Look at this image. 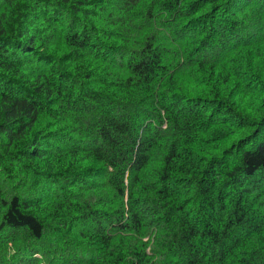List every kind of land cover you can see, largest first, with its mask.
I'll use <instances>...</instances> for the list:
<instances>
[{
	"label": "trees",
	"instance_id": "1",
	"mask_svg": "<svg viewBox=\"0 0 264 264\" xmlns=\"http://www.w3.org/2000/svg\"><path fill=\"white\" fill-rule=\"evenodd\" d=\"M0 264H264V0H0Z\"/></svg>",
	"mask_w": 264,
	"mask_h": 264
}]
</instances>
